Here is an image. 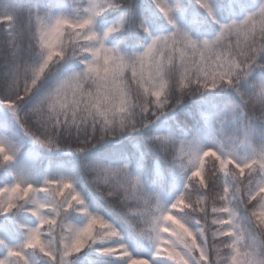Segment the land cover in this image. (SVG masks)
<instances>
[{"label":"snow or ice","instance_id":"6c2138e0","mask_svg":"<svg viewBox=\"0 0 264 264\" xmlns=\"http://www.w3.org/2000/svg\"><path fill=\"white\" fill-rule=\"evenodd\" d=\"M0 264H264V0L0 3Z\"/></svg>","mask_w":264,"mask_h":264},{"label":"trees","instance_id":"16d2710c","mask_svg":"<svg viewBox=\"0 0 264 264\" xmlns=\"http://www.w3.org/2000/svg\"><path fill=\"white\" fill-rule=\"evenodd\" d=\"M7 2H9V0H0V3H7ZM11 2L18 4H26L27 0H11ZM192 6L193 9H195V0H192ZM220 17L221 19H227V16L223 12L220 13ZM215 31H216V26L212 25L207 17H202L199 31L194 34V38L202 39L205 38L206 36L207 38L211 39L214 38Z\"/></svg>","mask_w":264,"mask_h":264}]
</instances>
